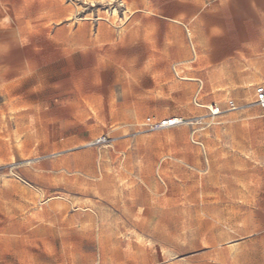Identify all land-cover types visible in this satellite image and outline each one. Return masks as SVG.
I'll return each instance as SVG.
<instances>
[{"label":"rangeland","instance_id":"1","mask_svg":"<svg viewBox=\"0 0 264 264\" xmlns=\"http://www.w3.org/2000/svg\"><path fill=\"white\" fill-rule=\"evenodd\" d=\"M0 1V264L230 258L264 0Z\"/></svg>","mask_w":264,"mask_h":264},{"label":"crops","instance_id":"2","mask_svg":"<svg viewBox=\"0 0 264 264\" xmlns=\"http://www.w3.org/2000/svg\"><path fill=\"white\" fill-rule=\"evenodd\" d=\"M3 14L0 1V19ZM262 132L264 134V124ZM248 154L249 164L253 162L261 170L262 177L256 181H264V140L250 146ZM222 249L230 251V258L219 254L215 261L210 260V264H264V211L250 204L239 205L237 213L235 211L232 216L230 243L223 245Z\"/></svg>","mask_w":264,"mask_h":264},{"label":"built area","instance_id":"3","mask_svg":"<svg viewBox=\"0 0 264 264\" xmlns=\"http://www.w3.org/2000/svg\"><path fill=\"white\" fill-rule=\"evenodd\" d=\"M256 103L259 107L264 109V88L261 86L256 88ZM215 112H218V110H215ZM177 123V120L169 119L163 122L160 127H170L176 125Z\"/></svg>","mask_w":264,"mask_h":264},{"label":"bare ground","instance_id":"4","mask_svg":"<svg viewBox=\"0 0 264 264\" xmlns=\"http://www.w3.org/2000/svg\"><path fill=\"white\" fill-rule=\"evenodd\" d=\"M114 16H115V15H114ZM111 18H112V17H111ZM114 19H115V17H114ZM114 19H113V20H114ZM113 20H112V21H113ZM115 20H116V19H115ZM100 29H101V28H100ZM217 113H218V112H212V114H217ZM175 120H176V119H175Z\"/></svg>","mask_w":264,"mask_h":264}]
</instances>
